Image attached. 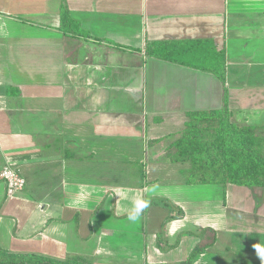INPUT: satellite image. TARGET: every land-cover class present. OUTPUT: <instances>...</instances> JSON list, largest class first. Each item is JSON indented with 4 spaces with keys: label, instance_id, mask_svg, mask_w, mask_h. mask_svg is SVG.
<instances>
[{
    "label": "crops",
    "instance_id": "obj_1",
    "mask_svg": "<svg viewBox=\"0 0 264 264\" xmlns=\"http://www.w3.org/2000/svg\"><path fill=\"white\" fill-rule=\"evenodd\" d=\"M63 7L90 37L61 28ZM188 39L226 52L235 120L263 118L264 0H0V171L9 162L27 180L8 196L0 179L3 248L175 264L212 228L193 264H264V187L211 184L208 210L194 211L204 200L184 180L191 163L167 155L189 114L222 107L216 75L144 49Z\"/></svg>",
    "mask_w": 264,
    "mask_h": 264
},
{
    "label": "trees",
    "instance_id": "obj_2",
    "mask_svg": "<svg viewBox=\"0 0 264 264\" xmlns=\"http://www.w3.org/2000/svg\"><path fill=\"white\" fill-rule=\"evenodd\" d=\"M61 16V28L67 34L90 37L79 24L75 25L66 7H63ZM144 49L150 55L213 73L222 83V107L189 114L190 120L181 136L173 148H167V155L174 161L191 163V167L183 170L187 183L264 187V136L254 125L236 122V112L229 108L226 52L218 50L212 39L148 41ZM162 235H159L158 242L161 248ZM216 236L211 228L202 231L201 241L190 255L175 264H193L195 258L215 242ZM0 264L97 263L87 255L69 254L60 259L39 253L14 252L0 246Z\"/></svg>",
    "mask_w": 264,
    "mask_h": 264
},
{
    "label": "rangeland",
    "instance_id": "obj_3",
    "mask_svg": "<svg viewBox=\"0 0 264 264\" xmlns=\"http://www.w3.org/2000/svg\"><path fill=\"white\" fill-rule=\"evenodd\" d=\"M255 114V113H254ZM234 119H235V117H234ZM237 119V118H236ZM248 122V123H253V124H259V125H262V126H264V117L262 118H259L258 116H254V115H248V114H246L245 116H242V120H238L237 119V121L236 122H238V123H242V122H244V123H246V122ZM259 134H261V135H263L264 136V131L262 132V131H260L259 132ZM183 177H184V174H183ZM184 180L185 181H187V179H186V177H184ZM229 185V184H228ZM227 185V186H228ZM195 186H198V188L193 192V194H192V197L194 198V199H196V197L198 198V199H200V201L201 200H204L203 202H201V204H198L197 202H195V203H193V206L192 207H190L192 210H194V211H196V210H198V211H202V210H208L207 209V203H208V201H209V199L213 196H215L214 195V192H212V189H211V184H209V183H206V182H204V183H198V184H196ZM227 186H226V188H227ZM169 192L170 193H173L175 196H178L179 195V193H183V194H185V189H183V187H181V186H179V185H177V184H171L170 185V190H169ZM20 194V193H19ZM25 194V193H24ZM34 195V194H33ZM35 197H37V198H44V193H39V192H37L36 194H35ZM46 197L47 198H49V199H51V195H46ZM9 198H11V197H9ZM26 198L29 200V202H26V205H29V204H31L32 203V195L30 194V195H27V193H26ZM53 198H60V201L62 202L63 201V196H54ZM159 200H161L162 199V197H159L158 198ZM171 199V198H170ZM167 199V198H163V200H166L167 202H166V204L167 205H169L171 208H179L178 210H179V212H181V209H184V207L182 206V205H180V204H175V202H173L174 200L173 199ZM16 200H21V199H16ZM173 200V201H172ZM18 203H20V204H23L24 203V201L22 200V201H18ZM178 210H175V209H173L172 211L173 212H178ZM176 214V213H175ZM179 214H181V213H179ZM82 215H84V214H82ZM177 215V214H176ZM182 216V215H181ZM187 222H190V220L189 219H186L185 220V224H187ZM212 229V228H211ZM214 230V229H213ZM215 231V230H214ZM216 232V231H215ZM216 235H217V232H216ZM224 235V233H222V235L221 236H223ZM21 238H11V241L13 242V243H15V244H17V245H20V243L18 242V240H20ZM200 240H201V238H200ZM22 241V240H21ZM7 242H8V238H0V246L2 245V247L3 246H5V247H7ZM37 244V243H36ZM32 245L33 244H31V246L30 247H32ZM61 247H64V245L62 244V243H57L56 244V250H58L57 251V255H58V257H60V255L62 254V248ZM67 247V246H66ZM33 249H38V247H36L35 246V248H33ZM31 253V252H30ZM39 254H44V253H39ZM44 255H47V256H51V257H55V258H58L57 256H53L52 254H44ZM190 255V254H189ZM188 255V256H189ZM61 259V258H60ZM185 260V259H184ZM182 261V260H181ZM180 262V261H179Z\"/></svg>",
    "mask_w": 264,
    "mask_h": 264
},
{
    "label": "built area",
    "instance_id": "obj_4",
    "mask_svg": "<svg viewBox=\"0 0 264 264\" xmlns=\"http://www.w3.org/2000/svg\"><path fill=\"white\" fill-rule=\"evenodd\" d=\"M0 179L4 180L6 184L8 196H13L24 190L27 185V180L19 167L9 162L1 169Z\"/></svg>",
    "mask_w": 264,
    "mask_h": 264
},
{
    "label": "clouds",
    "instance_id": "obj_5",
    "mask_svg": "<svg viewBox=\"0 0 264 264\" xmlns=\"http://www.w3.org/2000/svg\"><path fill=\"white\" fill-rule=\"evenodd\" d=\"M257 252L261 256V258H264V248H257Z\"/></svg>",
    "mask_w": 264,
    "mask_h": 264
}]
</instances>
